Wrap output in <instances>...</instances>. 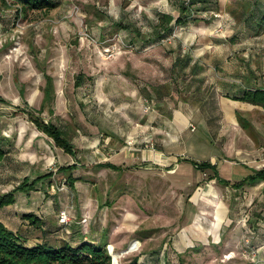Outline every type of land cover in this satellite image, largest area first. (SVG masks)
I'll return each instance as SVG.
<instances>
[{"label": "rangeland", "instance_id": "1", "mask_svg": "<svg viewBox=\"0 0 264 264\" xmlns=\"http://www.w3.org/2000/svg\"><path fill=\"white\" fill-rule=\"evenodd\" d=\"M52 1L49 10L20 13L15 0H0V138L12 145L0 164V193L24 177L46 176L29 192L14 193L0 216L19 231L22 208L38 214L42 226L27 236L30 245L70 241V227L103 236L114 264L139 254L152 257L150 264H179L178 256L184 264L253 263L244 256L257 249L247 223L264 217V183L235 189L186 159L215 163L221 177L238 182L231 161L264 159V113L231 100L244 82L197 83L187 70L171 68L177 54L226 59L215 74H233L240 65L246 85L264 86V33L244 32L237 9L245 5L231 0L222 11L197 14L151 44L150 24L156 13L177 16L174 0ZM189 26L203 28L198 44L188 39ZM181 43L183 52L177 51ZM43 71L55 94L53 114L45 109L40 116L66 129L73 154L55 146L25 113L40 106ZM78 73L83 83L74 87ZM186 103L190 107H182ZM180 108L188 112L180 116ZM235 110L254 124L255 139L237 124ZM108 132L111 145L102 141ZM103 162L122 170L97 166ZM67 164L76 166L72 187L68 172L58 170ZM63 208L69 211L64 226L57 217Z\"/></svg>", "mask_w": 264, "mask_h": 264}, {"label": "trees", "instance_id": "2", "mask_svg": "<svg viewBox=\"0 0 264 264\" xmlns=\"http://www.w3.org/2000/svg\"><path fill=\"white\" fill-rule=\"evenodd\" d=\"M19 3V11L25 12L27 9L37 10H49L54 6L52 0H15ZM175 9L178 11L177 16H173L170 13H156L155 21L150 24L151 30L156 36L153 41H149L151 44H157L169 37L173 29V24L187 25L189 18L195 19L197 14H206L204 12L211 10L212 13L217 11L216 1L212 2L210 6L203 0H174ZM3 4H6L3 1ZM258 7V8H257ZM259 10L257 15L255 12L246 17L247 24L244 23V32L250 31L251 34L259 35L264 31V0H259L255 7ZM248 14L247 10L244 11ZM256 14V15H255ZM195 16V17H194ZM247 25V26H246ZM118 28L123 27L120 23ZM148 42V43H149ZM188 57V56H187ZM185 58V57H183ZM182 56L177 54L172 62V71L175 70L177 65L181 64L183 60ZM184 64H181L180 69L185 66L187 60H184ZM83 75L78 73L74 79V87H78L83 83ZM44 84L41 88L42 98L38 109L25 112L28 114L30 121L34 124L35 128L46 134L52 139L55 146L61 148L68 154H73V146L66 135V129L57 125L51 119L46 122L41 118L40 114L46 109L48 115L53 114L52 103L54 101V85L51 75L43 71ZM91 79V78H88ZM145 87L144 90L147 94L150 93ZM152 90L157 91L158 87H153ZM234 100H242L252 104L259 105L264 110V88L261 86L249 87L243 89L239 94L231 97ZM0 102H4V99L0 98ZM24 112V111H23ZM235 118L242 128H246L248 123L246 118L239 112H235ZM11 145L5 142L4 138H0V164L7 159L8 154L11 151ZM192 166L200 171L210 170L212 175L210 178L216 179L222 185H229V181L221 178L218 175L216 166L209 161L196 162L191 159H187ZM99 167L110 168L113 170H122L121 166L115 165L110 162L98 163ZM76 168L74 164H67L60 167L59 172H68L66 177V183L73 186L76 177L71 175V172ZM45 177H37L31 181L24 177L20 182L13 186V188L6 192L0 193V207L13 203V194L16 192H29L30 189H34L36 184ZM264 180V169L253 170L250 175L244 178L240 182L230 184L234 188H240L244 183H254L256 181ZM27 220V223L31 226H36L39 229L40 222L37 217L32 213H26L22 216ZM37 217V218H36ZM42 226V225H41ZM64 226V225H62ZM42 234L46 231L41 230ZM66 234H70L69 231H65ZM58 243L50 244L48 242H38L33 245L27 244L28 237L25 232L19 234L7 228L2 222H0V264H114L111 261V257L106 250V240L101 236L98 239L87 237H70V241L64 238L60 239ZM142 255H136L122 264H150L148 260L150 257H144L141 260ZM164 257V256H163ZM165 262V261H163ZM179 264H184L183 259L178 256ZM165 264V263H163Z\"/></svg>", "mask_w": 264, "mask_h": 264}, {"label": "crops", "instance_id": "3", "mask_svg": "<svg viewBox=\"0 0 264 264\" xmlns=\"http://www.w3.org/2000/svg\"><path fill=\"white\" fill-rule=\"evenodd\" d=\"M203 1H205L206 3L208 2L207 4L209 6H210V4L212 2L216 1V3H217L216 4L217 11H222V10H224V8L226 6H228V3L231 0H203ZM239 1L245 5V9H243V8L242 9L241 8L237 9L239 11L238 13H240V19H241L240 21L242 22V25H244V23L247 24V19H246L247 16H249L253 12H255V13L257 12L256 13L257 15L259 14L260 11L255 8L257 6L259 0H239ZM227 10H228V12L229 11L230 12L235 11L232 8L231 9L228 8ZM245 10H247L248 14L244 12ZM176 12H177V15H178V11L177 10H176ZM204 13H211V10H208V11H206ZM187 23L189 24V21ZM189 27L191 29V32H190V35L188 36V39H190L192 41L195 39L196 40V44H198L199 43L198 42L199 37H198V35H196L197 34V30L198 29H203V28H201V27L193 28V30L195 29L196 31H192L191 26H189ZM185 28H187V27H185ZM243 28H244V26L242 27V29ZM183 32L186 35L187 32H185L184 30H183ZM262 33H264V31H262L260 34H262ZM196 44H194V45H196ZM181 48H183L182 43L180 44V46L177 47V51H179ZM183 49H181L180 51L183 52ZM184 60H187V62L185 63V66L182 68V71L183 70H187L186 72H188L190 81H195L197 83H204L205 82V84L206 83L209 84V83L220 82V81H223L225 78H227V81H229V82H231V81L239 82V83L240 82H244L243 84H241V83L238 84L240 86L243 85L242 87H239V89H240L239 93L243 89H246V88L250 87V86L246 85V79L248 77V75L246 74L247 71L245 69L242 70L240 65H239V68H238V72H235L233 74H231V73H224V74H221V75L215 74V72L218 69L217 67L223 68L222 65L229 64L226 59H221V60H219V59H205V58H200L198 56H196V57H191L190 56V58L189 57L188 58L187 57L183 58V60L181 61V64H184V62H185ZM240 64L245 65L244 62H241ZM180 65H177L175 70L176 69H180V67H181ZM211 70H212V73H210ZM222 71H224V70L222 69ZM236 79H239V81L236 80ZM255 86H261V87L264 88V86L260 85V84L259 85H254L253 87H255ZM216 89H220V85L217 86ZM231 100L233 102H235L236 104H241V105H245V106L247 105V106H250V107L259 108L264 113L263 108L261 106H259V105L252 104V103H249V102H246V101H242V100H234V99H231ZM183 105L184 106H182V107H184V108H185V105L190 107V105L188 103L183 104ZM191 106L193 108H196L195 104H191ZM184 108H180V109L177 110L180 116H181V112H184V111L188 112V109H184ZM236 111L237 110L234 111V116H235V112ZM235 120H236V118H235ZM246 120H247V123H248L246 128H242L240 125L239 126L242 128V130H244L246 132V134L251 139H255V136H257L256 127L254 126V124L247 117H246ZM164 122H165V120H164ZM144 128L142 130H144ZM101 134H102L101 135L102 136V141L105 142V143L108 142L111 145L112 144L111 141H114L113 134L111 132L105 133L104 136H103V133H101ZM4 140H5V142L6 141L9 142L8 139H4ZM11 147H12V145H11ZM141 151H143V149ZM140 156H142L141 160H143V154L140 155ZM211 164H214L216 166L215 163H211ZM216 169H217V166H216ZM259 169H264V159L259 160V162L256 165H249V164L244 163L243 161H240V160L239 161H235V160L231 161V176L232 177H237L239 175V179H236V180H239L238 182L242 181L244 178H246L248 175H250L253 170H259ZM217 172H218V175H219L218 169H217ZM221 178L229 181L227 178H224V177H221ZM259 183H264V180L256 181V182L250 183V184L244 183V184L241 185V187L243 185H255V184L257 185ZM230 184H232V183H230ZM232 188H234V187H232ZM235 189H239V188H235ZM262 190L263 189H258L257 193H261ZM6 208H7V206L0 207V211H4ZM24 209H25V211H24ZM260 209L264 212V204H263V207H260ZM29 210H31V209L22 208V211L20 213H18V214H20V217H22ZM262 214H264V213H262ZM34 215L38 216V214H34ZM6 218L7 217L0 216V222H2L7 228H9V229H11L13 231L17 230V229H15L12 226V224H9L8 219H6ZM19 223H21V225L19 227L20 228L19 231L18 230L17 231L20 232V234H22V232H25L26 237L28 235H30L32 233V231L36 230V228H35L36 226L29 225L27 223V220L24 219L23 217H22L21 220H19ZM247 224H248L247 227H248V232H249V236L248 237H254L255 239H254V244L253 245H257L256 251H257V257L258 258L257 259L255 258V259H256V261H259L258 262L259 264H261L264 261V217H260L258 219V221L249 220ZM29 227H30V229H29ZM65 231H69L70 232V234H71L70 237H87V236H82L81 231H79V230L78 231H71V227L69 229H65ZM88 238H90V237H87V239ZM95 239H98V238H95ZM253 264H255V263H253Z\"/></svg>", "mask_w": 264, "mask_h": 264}, {"label": "built area", "instance_id": "4", "mask_svg": "<svg viewBox=\"0 0 264 264\" xmlns=\"http://www.w3.org/2000/svg\"><path fill=\"white\" fill-rule=\"evenodd\" d=\"M188 1V0H187ZM192 128L193 126L190 125ZM57 217H58V223L61 224V225H66L69 221V211L67 208H63V209H60L58 214H57ZM86 219H83V222H85ZM245 242L248 243V240H246ZM231 255V253H228L225 255V257H229ZM246 257H248L250 259L251 262H255V257H256V249H251L245 253ZM251 263V264H253Z\"/></svg>", "mask_w": 264, "mask_h": 264}]
</instances>
